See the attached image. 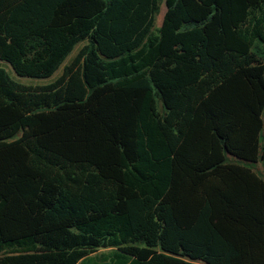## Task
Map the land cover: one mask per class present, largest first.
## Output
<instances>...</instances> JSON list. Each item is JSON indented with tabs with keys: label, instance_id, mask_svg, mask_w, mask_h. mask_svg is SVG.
<instances>
[{
	"label": "trees",
	"instance_id": "1",
	"mask_svg": "<svg viewBox=\"0 0 264 264\" xmlns=\"http://www.w3.org/2000/svg\"><path fill=\"white\" fill-rule=\"evenodd\" d=\"M0 63V264H264V0H0Z\"/></svg>",
	"mask_w": 264,
	"mask_h": 264
},
{
	"label": "rangeland",
	"instance_id": "2",
	"mask_svg": "<svg viewBox=\"0 0 264 264\" xmlns=\"http://www.w3.org/2000/svg\"><path fill=\"white\" fill-rule=\"evenodd\" d=\"M164 11H165V6L162 3L160 7V13L156 19V27H159ZM81 45L82 43L75 47L74 51H72L70 56L67 58L66 62L70 60L76 54L77 50L81 47ZM0 65L2 64L0 63ZM60 72H61V68L50 79L37 80V79H29V78H19V81L23 84L43 85V84H47L51 82L52 80H54L57 76H59ZM229 160L233 162H237V160L233 157H229ZM252 168L264 180V168L262 164L258 162L254 164Z\"/></svg>",
	"mask_w": 264,
	"mask_h": 264
},
{
	"label": "crops",
	"instance_id": "3",
	"mask_svg": "<svg viewBox=\"0 0 264 264\" xmlns=\"http://www.w3.org/2000/svg\"><path fill=\"white\" fill-rule=\"evenodd\" d=\"M107 252V250H100V251H98L97 253H96V255H98V254H100V253H106Z\"/></svg>",
	"mask_w": 264,
	"mask_h": 264
}]
</instances>
